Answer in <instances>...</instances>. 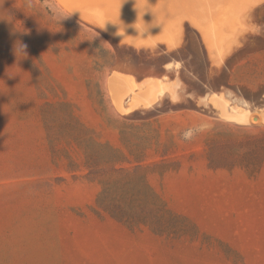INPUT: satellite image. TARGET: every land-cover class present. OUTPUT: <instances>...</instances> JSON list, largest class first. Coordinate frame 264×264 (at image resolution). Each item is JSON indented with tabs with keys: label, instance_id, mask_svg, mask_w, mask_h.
<instances>
[{
	"label": "rangeland",
	"instance_id": "rangeland-1",
	"mask_svg": "<svg viewBox=\"0 0 264 264\" xmlns=\"http://www.w3.org/2000/svg\"><path fill=\"white\" fill-rule=\"evenodd\" d=\"M255 3L244 23L264 20ZM104 26L61 0H0V264H264V123L171 94L125 115L108 89L123 68L183 88L226 80L238 57L211 65L187 21L175 47L149 50Z\"/></svg>",
	"mask_w": 264,
	"mask_h": 264
},
{
	"label": "bare ground",
	"instance_id": "bare-ground-1",
	"mask_svg": "<svg viewBox=\"0 0 264 264\" xmlns=\"http://www.w3.org/2000/svg\"><path fill=\"white\" fill-rule=\"evenodd\" d=\"M248 1L171 0L170 3L166 4V1L158 0L156 4L152 0H61L74 16L97 23L102 27L105 25L104 27H108L118 40L136 47L135 49H153L160 43L175 47L177 35L182 25L185 21L190 22L200 32L212 55L214 50L222 55L225 45L232 44L233 40H230L229 37L243 25L242 12ZM246 12L248 16L250 11ZM180 66V61L175 62L173 60L165 64L167 69L175 67L177 71ZM168 78L167 75H164L162 78L151 77L143 82H138L135 76L131 74L113 70L108 78V89L115 109L125 115L136 110L149 109L155 107L159 102L162 103L161 100L167 94H171L173 99L178 101L181 98V93H183L180 89L183 86L176 81L178 77L175 78L176 80H169ZM214 93L216 94L213 92L210 95H214ZM235 96L231 94L226 96L221 92V94L208 98L207 104H211L222 119L237 122V124H248L253 123V121L264 123L263 107L260 114L257 113L258 116L255 117L249 102Z\"/></svg>",
	"mask_w": 264,
	"mask_h": 264
},
{
	"label": "crops",
	"instance_id": "crops-1",
	"mask_svg": "<svg viewBox=\"0 0 264 264\" xmlns=\"http://www.w3.org/2000/svg\"><path fill=\"white\" fill-rule=\"evenodd\" d=\"M260 2H262V3H260ZM263 2H264V0H256V3H255L256 6L255 7L263 5L264 4ZM246 24H248V25H246ZM243 26H244V28H243ZM239 29H240V31H239ZM251 31H253L254 37H255V44H254L253 48L248 47L246 44V34L251 33ZM229 38H230V40H233L231 42L232 44L231 45L228 44L230 46L225 45V49L222 52V55L220 53H218V51L214 50V54L211 57L208 56L210 64L215 65V66L221 61L222 58L229 60L231 58V56H237L238 57L237 62L231 66L227 79L226 80L219 79V80L207 83V84L204 83L203 85H201V84L200 85H189L186 88H180L181 92H183L184 94H186L187 92H189V93L191 92V95H189V93H187L186 95L181 93V97H185V98L189 99L190 101L194 102L196 105H200V106H207L208 105L209 106L211 104H207V99L210 98L211 96L221 94V92L226 96H228V94H230L228 92L230 90V88L228 87L229 85L233 86L238 93H243L246 90L245 87H248L249 91H254V92L255 91H263L264 92V74L260 71L261 69L264 68V63L262 62L264 60V20L256 21V23H253V25L250 22L244 23ZM227 42L229 43V41H227ZM204 49H205V46H204ZM230 51H231V54H230ZM172 60L175 62L180 61V64L183 68L186 65L187 58L183 54H179V55L177 54V55H175L174 58L169 59V61H172ZM247 60H253V63L250 66H252L254 69H259V71L253 73L252 77L250 74L247 73V70H246ZM169 61H167V62H169ZM165 64L163 67H164V69H167L165 67ZM181 66L179 68H181ZM168 70L174 71L175 74L177 73L176 72L177 68H175V67L168 69ZM121 71L131 72L132 74H134V76L138 82L139 81L143 82L146 79L151 78V77H153V78L154 77H158V78L162 77V74H161L162 72H160L158 70H154V69L148 70L145 72H135L132 69H124L123 68V69H121ZM213 92H216V94L214 93V95L213 94L210 95V93H213ZM241 96L239 95L238 98L244 99V100L249 102L250 109L255 114V117L258 116L257 113L260 114V112L264 109V106H263L264 105V95L263 96L261 95L258 98L253 99V100H249L243 95H241ZM202 97H203V99H200ZM258 99H259V101H258ZM255 107H256V109H254ZM262 107H263V109H261ZM253 109H254V111H253ZM181 115L183 117L184 116H191V114H184V113H182Z\"/></svg>",
	"mask_w": 264,
	"mask_h": 264
},
{
	"label": "clouds",
	"instance_id": "clouds-1",
	"mask_svg": "<svg viewBox=\"0 0 264 264\" xmlns=\"http://www.w3.org/2000/svg\"><path fill=\"white\" fill-rule=\"evenodd\" d=\"M26 6L27 7H33V0H26ZM25 50H26V45H19L16 48V53L18 55L19 52L22 51L24 53Z\"/></svg>",
	"mask_w": 264,
	"mask_h": 264
},
{
	"label": "trees",
	"instance_id": "trees-1",
	"mask_svg": "<svg viewBox=\"0 0 264 264\" xmlns=\"http://www.w3.org/2000/svg\"><path fill=\"white\" fill-rule=\"evenodd\" d=\"M106 207H108V205H106ZM111 211L113 212V208L111 207Z\"/></svg>",
	"mask_w": 264,
	"mask_h": 264
}]
</instances>
